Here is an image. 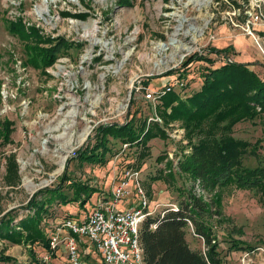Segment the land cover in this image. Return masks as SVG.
<instances>
[{
    "label": "rangeland",
    "instance_id": "obj_1",
    "mask_svg": "<svg viewBox=\"0 0 264 264\" xmlns=\"http://www.w3.org/2000/svg\"><path fill=\"white\" fill-rule=\"evenodd\" d=\"M130 2L122 6L118 0H0V121L11 123L10 141L3 144L0 138V219L8 210L14 222L24 217L27 201L41 188L59 186L68 199L76 196L69 180L95 188L83 206L79 200L65 203L53 198L39 225L48 238L65 214L79 219L98 197L109 199L115 174L128 165L139 166V185L156 212L171 203L178 206L191 189L216 208L211 194L179 167L190 142L178 121L163 126L157 115L168 137L150 139L140 164L136 163L142 146L124 147L114 139L108 141L111 149L105 162L81 161L75 152L94 143L101 123H122L131 114L141 119L153 115L154 102L143 99L146 90L135 93L133 86L150 78L147 87L161 88L174 76L160 74L177 71L193 52L210 57L214 66L225 57L248 64L264 79V0ZM18 18L40 34L63 36L74 46L59 54L53 65L42 67L26 52L25 45L36 41L21 39L6 27ZM230 44L236 47L227 56L207 52ZM207 65L194 62L186 71V94L199 89ZM232 134L250 143L243 164L258 165L264 157V114L236 123ZM8 156L17 164L15 176L7 169ZM79 191L78 199L86 197ZM216 194L220 217L213 215L208 222L222 264H264V196L235 183L219 186L213 198ZM123 207V202L117 204V209ZM186 230L190 247L205 253L203 239L191 225ZM79 246L84 249L86 244ZM30 247L0 239V253L11 257L0 264H27L32 251L41 260V245ZM63 251L52 255L54 264H69ZM83 255L93 262L89 254Z\"/></svg>",
    "mask_w": 264,
    "mask_h": 264
},
{
    "label": "trees",
    "instance_id": "obj_2",
    "mask_svg": "<svg viewBox=\"0 0 264 264\" xmlns=\"http://www.w3.org/2000/svg\"><path fill=\"white\" fill-rule=\"evenodd\" d=\"M130 3V0H118V4L122 6ZM77 15L81 16V14ZM6 27L9 32L18 35L21 39L31 38L36 41L35 44L25 45L26 52L29 59L42 67L53 65L59 54L74 46L63 36L52 37L40 34L37 27L27 26L21 18L8 21ZM233 47L230 44L222 48H208L207 52L227 56ZM198 61L209 64L201 74L199 89L185 96H181L175 90L159 95L154 114L162 119L164 125L153 120L148 122L149 116L141 119V116L138 118L135 114L128 116L122 123H101L96 128L94 143L75 152L81 161L102 163L106 161V155L111 149L108 141L114 139L123 144L127 143L128 146H142L136 163L140 164L141 157L148 154L147 143L150 139L168 137L163 126L172 121L182 123L190 142H188L190 151L183 155L179 167L182 172L190 176L193 183L197 182L202 189L211 194L212 203L216 208L213 210L211 202H207L202 194L196 195L191 189L187 191L185 199L179 203L177 210L166 208L163 215L148 217L139 230L145 264H222L218 257L215 234L208 222L213 215L220 217L216 204L219 197L216 194L217 196L213 198V192L221 185L235 183L243 188L257 189L264 196V157L258 159L259 164L254 167L245 166L242 158L249 151L250 143L232 134L236 123L253 120L264 114V79L250 69L248 64L231 58L229 61L228 57H225L224 62L214 66L210 57L198 52L185 56L177 71L169 69L160 75L186 80V71L188 72L191 65ZM149 79L143 80L144 87L149 85ZM10 124L8 121H0V138L3 144L10 141ZM6 164L7 169L14 171L15 176L17 164L13 156L7 157ZM128 166L133 167V165ZM136 167L139 168L137 165ZM167 176L172 178L171 174ZM66 177L62 176L61 179ZM68 183L75 188L76 196L73 198L68 199L66 195H62L59 186L41 188L27 201L28 212L24 217L14 222L15 218L10 214L11 210L5 212L0 219V239H6L12 244L31 245L32 248L39 244L44 251L50 250L49 238L39 225L47 214L53 198H61L65 203L79 200L78 202L83 206L90 194L96 191L95 188L82 183L75 184L70 180ZM79 190H82L87 198L78 199V193L81 192ZM41 194H44V198L40 197ZM69 216L65 214L62 221ZM190 225L193 233L203 239L205 253L191 248L188 244L185 235ZM53 231H55L54 226L51 233ZM233 245L241 246L239 242H234ZM31 253L32 259L27 264H44L35 257L33 251ZM10 259V256L0 253V262Z\"/></svg>",
    "mask_w": 264,
    "mask_h": 264
},
{
    "label": "built area",
    "instance_id": "obj_3",
    "mask_svg": "<svg viewBox=\"0 0 264 264\" xmlns=\"http://www.w3.org/2000/svg\"><path fill=\"white\" fill-rule=\"evenodd\" d=\"M138 83L133 86L134 92L146 90L143 99L153 101V106L162 93L175 90L181 96L186 95L183 89L185 81L175 76L158 89ZM151 120L160 122L156 114L148 117V122ZM126 146L127 143L124 144ZM136 169L127 166L119 174H115L109 199L98 197L92 209L79 219L66 218L58 226H54L55 231L48 237L50 250H43L41 261L44 264H54L52 254H57L58 249L63 247L69 264H145L139 240L142 223L148 217L163 215L166 208L177 210V205L171 203L156 212V207L149 203L146 193L139 185L140 171ZM120 202H123L124 207L117 209ZM82 241L86 244L84 249L79 246ZM92 251L93 262H89L83 254H89L92 258Z\"/></svg>",
    "mask_w": 264,
    "mask_h": 264
},
{
    "label": "bare ground",
    "instance_id": "obj_4",
    "mask_svg": "<svg viewBox=\"0 0 264 264\" xmlns=\"http://www.w3.org/2000/svg\"><path fill=\"white\" fill-rule=\"evenodd\" d=\"M160 48H162V49H166V48H165V45H163V44H160ZM85 136H86V134H83V135H82L81 141H83V140L85 139Z\"/></svg>",
    "mask_w": 264,
    "mask_h": 264
},
{
    "label": "crops",
    "instance_id": "obj_5",
    "mask_svg": "<svg viewBox=\"0 0 264 264\" xmlns=\"http://www.w3.org/2000/svg\"><path fill=\"white\" fill-rule=\"evenodd\" d=\"M234 47H236L235 46V44H232ZM122 203V202H121ZM124 205V204H123ZM84 241H82V243H83ZM64 250V248L63 247H60L59 249H58V252H60V253H62V251ZM64 252V251H63ZM93 258H94V255H93Z\"/></svg>",
    "mask_w": 264,
    "mask_h": 264
}]
</instances>
